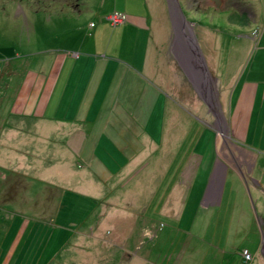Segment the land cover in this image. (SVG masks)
I'll use <instances>...</instances> for the list:
<instances>
[{
    "label": "crops",
    "instance_id": "0c3cea01",
    "mask_svg": "<svg viewBox=\"0 0 264 264\" xmlns=\"http://www.w3.org/2000/svg\"><path fill=\"white\" fill-rule=\"evenodd\" d=\"M82 13L74 10L68 17L55 19L50 15L38 19L44 26L39 31H51L54 39L70 43V46H58L53 61L44 55L29 62L19 58L14 63L8 59L6 63L0 58L3 67L11 66L9 76L0 71V170L4 171L0 172V197L5 200L4 207H0V228L23 226L17 212L27 207L45 209L50 213L40 219L46 225H38V228L47 227L43 244L70 245V252L66 251L69 257L62 264H104L100 259H106L104 256L109 253L103 247L106 231L122 228L123 221L137 215L138 209L130 208V196L123 198L121 191L139 174L136 171L151 164L146 174L148 200L144 224L145 237L150 236L151 243L167 234L168 242L171 230L184 229L179 238L184 249L187 233L193 244L199 235L196 229L209 228L211 222L214 228L228 227L226 241L223 244L219 241L217 253L210 255L211 258L208 254L200 257L193 248L190 253L196 260L184 252L177 256L176 264L185 255L194 264L199 261L216 264L214 259L219 264H244L242 248H249L254 254L248 264H264L261 254L264 144L260 142L256 148L244 139L264 132V46L256 51L249 68L244 67L236 75L228 106L223 111L231 138L224 141V167L218 166V151L204 163L197 139L188 159L180 156L184 140H175L167 151L155 157L150 154L165 145L170 110L174 111L176 105L181 107L170 93L166 71L159 66V54L161 58L164 56L161 42L158 47L153 43V29L143 16L132 15L123 28L112 30L105 29L107 18L96 16L92 18L94 21H106L103 30L111 31V40L115 36L120 41L110 43L107 49L129 52L145 49L140 64L109 58L101 50L106 46L98 45V40L91 42L103 30L95 26L88 28L86 20L80 17ZM141 40L145 41L144 47L139 45ZM235 70L229 74L233 76ZM171 102L175 103L172 108ZM164 107L157 139L149 125L156 112L162 113ZM177 113H173V119ZM185 113L194 118V111L185 110ZM208 163L211 165L207 167ZM159 164L164 166L162 174L159 172L163 189L153 173ZM187 166L190 171L186 175ZM217 168L222 172H217ZM212 180L216 184L210 188ZM156 204L153 211L166 217L172 229H166L161 222L158 225L153 215L148 216L149 209ZM34 224L26 222L24 226ZM233 232L249 238L252 246H231ZM22 237L23 234L17 236L15 245ZM133 238L136 237L130 236L118 251L133 249ZM233 248L232 254L229 253ZM11 251L15 252L16 248L13 246ZM6 255L8 259L10 252Z\"/></svg>",
    "mask_w": 264,
    "mask_h": 264
},
{
    "label": "rangeland",
    "instance_id": "374dc122",
    "mask_svg": "<svg viewBox=\"0 0 264 264\" xmlns=\"http://www.w3.org/2000/svg\"><path fill=\"white\" fill-rule=\"evenodd\" d=\"M179 1L186 18L184 25L185 31L187 33L193 31L196 34L198 44L206 62L208 77H210L207 87L210 93L208 94L216 102V109L220 113L218 121H216L217 119L209 111L208 106L198 93V89H195L194 85L188 80L178 60L179 57H182L183 46L180 49L174 45L175 30L172 24V18L174 16L173 11L170 9L172 6H169V0H0V58L6 61V63L8 59H11L12 63H14L13 60L19 58L20 60L29 62L35 56L44 55L43 57L52 58L53 61V57H57V48L59 45L70 46V43H64V41L54 39L51 31H39L44 27L38 21L41 16L47 17L51 15L57 19L59 16L68 17L70 12L74 10L78 12L82 10L83 13L80 17L82 20H86L87 27L93 29L95 26V29L100 28V30L106 27V21L102 20L98 23L97 19V21L92 19L96 16L108 19V27L105 28L108 30L117 27L123 28L122 25H126L125 23L128 22L132 15L137 17L143 16L151 31L153 29V43H157L158 47V43L161 42L163 46L162 53L164 56L161 58V54H159V66L163 72L166 71L164 73L167 77V83L170 85V93L174 100L178 101L181 106L176 105L175 107V103H170V108L174 106V111L170 110L172 115L173 113H178L175 119H173L172 115H168L165 145L163 148H160L161 145L158 146L150 155L158 157V153L167 151L170 144H175V140H184L181 144L180 156L184 155L188 159L193 149V142L197 139L198 142L200 140L201 152L205 157L204 163L210 160L211 157H214L218 151V159L220 160H218V166L223 168L224 160L222 157L226 153L224 141L231 139L227 131V120L223 111L228 106L229 93L236 81V75L238 76L244 70V67L248 66L249 68L257 53L256 51L263 49L264 0ZM70 3L73 5L72 9L70 8ZM77 4L80 5L77 7ZM116 12L125 14L123 23H113L111 17ZM90 15L94 17L92 16L89 19ZM150 17L151 20L149 21L148 18ZM175 22L179 24L177 19H175ZM146 31H149V29L146 28ZM93 34L91 32L89 36L92 37ZM102 36H105V38ZM66 37L70 38V35ZM95 40H98V45L102 47L106 46V48L101 50L109 58H122L123 60H130L136 64H140L145 54L142 50L144 48L137 49L136 51L134 49V52H129L126 49H107L110 43L111 45L120 43V41L115 40V36L111 40V31L103 30L101 35L99 34L91 42L93 43ZM135 43H137V39H135ZM139 45L140 47H144L145 41L141 40ZM188 48L186 47V54L190 53ZM151 55H154V53ZM162 61H164L165 65ZM184 62L186 67H188L187 61L185 60ZM195 64L198 63L195 62ZM195 68L198 69V65ZM1 70L6 72V76L11 74V66L9 65L3 67L0 64ZM234 70L235 74L233 76L229 74ZM5 81L6 79H3V82ZM204 90L206 89L204 88ZM185 110L189 112L194 111V118L188 116ZM164 112L165 107L162 113L160 111L156 112V115H154L149 125V130L157 139H159L161 133L160 128L163 125L161 118H163ZM244 139L246 144L254 145L257 148L260 142L264 144L261 141L262 139L264 140V132H257L254 135L251 134L249 138ZM209 165L211 164L208 163L207 167ZM151 166L149 164L142 170L136 171L135 174H139L135 175L128 186L123 187L121 191L122 197L130 196L132 202L130 208L138 209L137 215L132 219L123 221L122 228L120 226L118 228H111V231H106V243L103 247L109 253L107 256H104L106 259H100V262L104 261V264H176L178 257L184 254V252L192 255L193 259L196 260L197 257L190 253L193 248L198 251L200 257H204V254L210 256L217 253L219 241L222 240L221 244L226 241L227 225H220L218 228H214L212 227V223L208 222L209 228H197L196 233L199 235L193 244L190 241L191 235L188 232V242L184 249L179 240L184 234V229L174 228L171 230L169 234L171 233L172 235L168 242L166 241L168 240V234L166 237L160 236L159 239L154 238V243H151L150 236L148 238L145 237L147 235V229L144 224L146 223V205L148 200L146 174ZM185 170L187 175L190 169L187 166ZM220 170L217 168L216 171L222 172ZM2 171L0 170V172ZM162 171H164L163 164L155 165L153 173L157 175V181L163 189L164 184H162V179L159 175V172L162 174ZM168 182L172 183V180L169 179ZM215 184V180H212L210 188ZM4 203L5 200H3V197H0L1 208L4 207ZM9 203L12 202H8L7 206H9ZM156 206L157 204L149 209L148 216L153 215L158 225L161 222L162 226L165 224L166 229H172L166 217L160 215L159 212L153 211ZM49 213L45 209L33 210L27 207L17 212V216L22 221L20 224H23V226H15L11 229L0 228V264H62L64 259L69 257L66 254V251L70 252L69 244L60 242L43 244L44 232L47 230V227L38 228V225L41 223L46 225L45 222L43 223L41 221L40 217L47 216ZM8 214L11 218V213ZM209 219L210 217L208 216ZM26 222L35 224L30 227H25ZM153 233H156L155 230H153ZM19 234H23L24 237L15 245L16 238ZM132 235L136 238H133V247L129 245V248L131 247L133 249L125 250V252L118 251V248L121 245L125 246L127 239ZM172 236L177 237V239L174 240ZM231 240L229 243L231 246H252L250 239L247 237L244 238L240 233L233 232ZM13 246L16 248V251L12 253L11 249ZM112 247H114V250ZM164 248L165 254L161 256V251ZM110 249L113 252H110ZM233 250L235 248L230 249L229 253L232 254ZM9 252L10 255L7 259L6 254H9ZM120 255H124V258L122 259ZM172 255L174 257L171 259L170 257ZM138 256L139 259L135 258ZM95 258L97 259L98 257L96 256ZM252 260L248 262L243 260V263L248 264ZM214 262L219 264L216 259H214ZM197 263L202 264L201 261ZM179 264L194 263L190 262L188 256L185 255Z\"/></svg>",
    "mask_w": 264,
    "mask_h": 264
},
{
    "label": "water",
    "instance_id": "95a60500",
    "mask_svg": "<svg viewBox=\"0 0 264 264\" xmlns=\"http://www.w3.org/2000/svg\"><path fill=\"white\" fill-rule=\"evenodd\" d=\"M170 9L173 11V27H174V45L176 47L182 48V57H179L178 60L180 61L189 81L194 85L195 89H198V93L203 98L204 102L209 108V111L213 114V116L218 121L220 118V113L216 109V102L211 98V96L208 94L209 89L208 83L210 77H208V69L206 66L205 59L203 58L202 51L200 49V46L198 44V39L195 33L193 31H190V33H187L185 31L184 25H185V14L182 9L181 3L179 0H169V6ZM175 19L179 22L177 24L175 22ZM172 21V20H171ZM175 22V24H174ZM186 47L190 50L189 54H186L187 50ZM192 52V53H191ZM193 56V57H192ZM191 57V58H190ZM187 61L188 67H186L185 62ZM198 63V64H195ZM198 65V69L195 68ZM202 68V70H201ZM204 88L206 90H204ZM202 90V91H201ZM261 254L264 257V229H262V247H261Z\"/></svg>",
    "mask_w": 264,
    "mask_h": 264
},
{
    "label": "built area",
    "instance_id": "2783aa9c",
    "mask_svg": "<svg viewBox=\"0 0 264 264\" xmlns=\"http://www.w3.org/2000/svg\"><path fill=\"white\" fill-rule=\"evenodd\" d=\"M113 23L115 24H119L122 23L125 19V14L122 12H116L112 17H111ZM242 258L245 262H248L249 260H252L254 255L251 252V250L249 248H243L240 251Z\"/></svg>",
    "mask_w": 264,
    "mask_h": 264
},
{
    "label": "bare ground",
    "instance_id": "6f19581e",
    "mask_svg": "<svg viewBox=\"0 0 264 264\" xmlns=\"http://www.w3.org/2000/svg\"><path fill=\"white\" fill-rule=\"evenodd\" d=\"M223 124V123H222ZM8 131V130H7ZM4 134H6V133H4ZM145 134H147V133H145ZM3 137V136H2ZM1 138V137H0ZM247 186V185H246ZM254 259V258H253Z\"/></svg>",
    "mask_w": 264,
    "mask_h": 264
}]
</instances>
